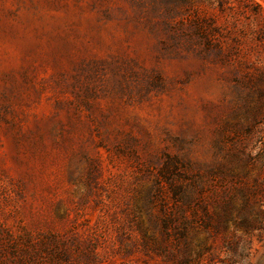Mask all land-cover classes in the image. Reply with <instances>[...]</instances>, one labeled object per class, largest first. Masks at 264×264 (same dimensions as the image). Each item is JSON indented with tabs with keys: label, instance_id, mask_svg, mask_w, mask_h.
Returning a JSON list of instances; mask_svg holds the SVG:
<instances>
[{
	"label": "rangeland",
	"instance_id": "rangeland-1",
	"mask_svg": "<svg viewBox=\"0 0 264 264\" xmlns=\"http://www.w3.org/2000/svg\"><path fill=\"white\" fill-rule=\"evenodd\" d=\"M263 145L264 0H0V264H264Z\"/></svg>",
	"mask_w": 264,
	"mask_h": 264
},
{
	"label": "trees",
	"instance_id": "trees-1",
	"mask_svg": "<svg viewBox=\"0 0 264 264\" xmlns=\"http://www.w3.org/2000/svg\"><path fill=\"white\" fill-rule=\"evenodd\" d=\"M176 32H182L181 30H179V29H176L175 31H174V33L175 34H177ZM195 34H198V36L199 37H205V38H207V39H209L210 37H208L209 35L206 33V30H205V28H203V27H199V29H198V33H196V32H194V31H191L190 33H188V34H184V35H188L189 36V38L191 39V41H194V39L196 38L195 37ZM248 133H249V135H250V132H252V130H249V131H247ZM260 160V161H259ZM258 161H259V165H260V167H263L264 168V145H263V147L261 148V151L258 153Z\"/></svg>",
	"mask_w": 264,
	"mask_h": 264
}]
</instances>
